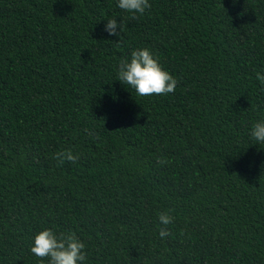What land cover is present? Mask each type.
<instances>
[{
	"label": "trees",
	"instance_id": "16d2710c",
	"mask_svg": "<svg viewBox=\"0 0 264 264\" xmlns=\"http://www.w3.org/2000/svg\"><path fill=\"white\" fill-rule=\"evenodd\" d=\"M149 3L0 0V264H49L44 229L75 232L82 264H264V0ZM141 48L174 93L118 80Z\"/></svg>",
	"mask_w": 264,
	"mask_h": 264
},
{
	"label": "clouds",
	"instance_id": "9594fccd",
	"mask_svg": "<svg viewBox=\"0 0 264 264\" xmlns=\"http://www.w3.org/2000/svg\"><path fill=\"white\" fill-rule=\"evenodd\" d=\"M118 7L128 13L143 15L151 7L149 0H118ZM123 25L116 19H110L105 25V31L111 36H120ZM118 80L134 89L140 97L153 95H167L174 93L178 80L166 71L158 57L148 48L133 50L130 60L121 59L118 66ZM257 79L264 84V74H257ZM89 135L92 133L85 129ZM251 136L258 142L264 143V120L253 124ZM60 164L65 161L75 163L79 157L70 150L57 152L54 156ZM160 163H168L161 159ZM169 211L159 213L158 220L163 227L159 228V237L171 235L168 225L174 222ZM85 244L75 232L60 233L57 235L52 229H44L34 237L31 252L41 258H48L49 264H82L87 259Z\"/></svg>",
	"mask_w": 264,
	"mask_h": 264
}]
</instances>
